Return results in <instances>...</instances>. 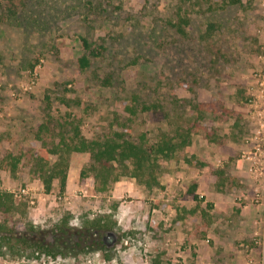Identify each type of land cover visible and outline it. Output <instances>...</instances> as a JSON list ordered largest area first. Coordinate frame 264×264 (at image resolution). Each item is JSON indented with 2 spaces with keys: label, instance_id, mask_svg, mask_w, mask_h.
<instances>
[{
  "label": "rangeland",
  "instance_id": "obj_1",
  "mask_svg": "<svg viewBox=\"0 0 264 264\" xmlns=\"http://www.w3.org/2000/svg\"><path fill=\"white\" fill-rule=\"evenodd\" d=\"M133 94L158 109L127 119ZM48 112L89 139L188 144L108 191L72 152L47 190L30 156ZM0 190L22 230L101 217L116 235L55 258L4 247L0 264H264V0H0Z\"/></svg>",
  "mask_w": 264,
  "mask_h": 264
},
{
  "label": "trees",
  "instance_id": "obj_2",
  "mask_svg": "<svg viewBox=\"0 0 264 264\" xmlns=\"http://www.w3.org/2000/svg\"><path fill=\"white\" fill-rule=\"evenodd\" d=\"M84 44L90 47L88 41L85 40ZM80 62L83 68L91 64L86 56H83ZM158 107L159 104L140 100L136 94L123 103V108L128 114L127 119L137 116L140 112L156 111ZM46 115L47 120L38 129L42 147L30 156V173L41 180L47 190L52 188L56 178H61L62 184L65 185L68 174L67 155L72 152L90 154L95 178L100 179L102 189L108 191L112 183L121 176L144 175L145 166L153 157L161 154L168 156L188 144V135L182 132L175 136L179 141H174L172 136H163L156 143L148 142L145 136L136 140L128 130L108 131L89 139L82 133L80 122L75 118L61 120L49 112ZM119 118L118 124L126 127L128 123H122ZM51 154L58 155L57 161L53 164L49 161ZM19 160L20 156L13 158L15 167ZM16 206L14 194L0 190V214H10L16 211ZM112 227L108 220L101 217L87 218L81 225L76 226L70 225L68 219H64L63 222H57L49 231L35 228L31 224L22 230L17 222L10 224L0 220V252L4 247L11 249L23 247L33 254H45L55 258L58 255H65L69 246L81 249L84 245L96 246L101 249L106 245L103 233ZM49 233L54 237L53 240H49ZM107 257L110 259L109 255Z\"/></svg>",
  "mask_w": 264,
  "mask_h": 264
},
{
  "label": "flooded vegetation",
  "instance_id": "obj_3",
  "mask_svg": "<svg viewBox=\"0 0 264 264\" xmlns=\"http://www.w3.org/2000/svg\"><path fill=\"white\" fill-rule=\"evenodd\" d=\"M115 236L116 235L112 231H108L107 235L103 236V239H104L105 242H108L109 238L115 239L116 238Z\"/></svg>",
  "mask_w": 264,
  "mask_h": 264
},
{
  "label": "built area",
  "instance_id": "obj_4",
  "mask_svg": "<svg viewBox=\"0 0 264 264\" xmlns=\"http://www.w3.org/2000/svg\"><path fill=\"white\" fill-rule=\"evenodd\" d=\"M38 264V263H37Z\"/></svg>",
  "mask_w": 264,
  "mask_h": 264
},
{
  "label": "water",
  "instance_id": "obj_5",
  "mask_svg": "<svg viewBox=\"0 0 264 264\" xmlns=\"http://www.w3.org/2000/svg\"><path fill=\"white\" fill-rule=\"evenodd\" d=\"M111 233V232H110Z\"/></svg>",
  "mask_w": 264,
  "mask_h": 264
}]
</instances>
